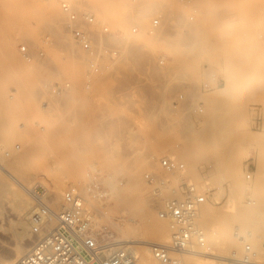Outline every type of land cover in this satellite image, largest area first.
<instances>
[{"label":"rangeland","instance_id":"obj_1","mask_svg":"<svg viewBox=\"0 0 264 264\" xmlns=\"http://www.w3.org/2000/svg\"><path fill=\"white\" fill-rule=\"evenodd\" d=\"M17 1L0 0V7L4 3L3 8L9 2L14 17L4 39L8 36L14 39L16 53L30 71L29 77H37H33L34 81L36 79L40 84L34 82L36 90L33 91V88L34 94L27 99L23 91L26 87L18 86V83H22L20 80H15L18 83L12 80L7 82L10 87L6 85V88L10 92L5 98L14 99L15 102L3 101L14 105H10V109L18 106L16 115L8 117L10 129L7 127L8 134L14 137L11 141L17 151H14V146L13 150L11 146L7 148L9 153L12 152L9 155L13 154L11 157L7 149H0L3 152L0 160L6 153L10 159L4 161L10 162L16 158L18 151L26 150L27 146L32 149V144L37 143L34 147L36 145L39 151L33 147L35 153L32 150L26 153L35 155L23 162V167H27L25 172L30 170L29 175L24 172L20 176L22 171L13 164L22 162L21 157L20 161L13 159L18 161L12 160L10 165L1 160L22 182L30 174L35 175L34 180L32 175V178L29 177L30 182L26 183L29 187H24L25 200H31L29 195L32 196V192L51 196L54 200V194L51 193L55 184L62 188L61 196L58 197L61 206L66 188L74 182L70 171L75 170V164L79 167L83 165L81 169L85 170H80L82 174L75 181L86 184L89 176L95 173L109 193L106 199L90 203L95 215L94 225L103 229L105 238L113 242L121 236L118 225L128 236L138 238L142 234L138 231L143 228L148 211L153 206H158L156 209L154 207L156 216L153 214L148 223L161 220L170 225L168 220L159 215L164 199L170 196V190L164 191L160 197L156 196L146 175L156 173L161 178L171 180L173 185L177 184L178 177L168 174L160 165L163 157H171L186 162L191 183L210 189L205 208L212 212L211 218L215 222L219 215L230 218L231 213L234 217L230 218L233 223L229 222L230 229L236 232L235 226L238 224L241 229H250V221L248 225L240 221L237 215V221L233 219L239 210L237 213H229L228 210L230 199L234 202L238 200L233 198L234 195L236 198L239 196V207L243 205L246 210H254L255 207L264 210L263 10L261 15L259 13L258 17L251 19V26L247 29L248 24L242 21L243 18L246 20V15L243 17L244 12L241 10L246 9L248 0H199V12L194 22H189V10L184 8L180 0H85L86 6L93 9L99 20L109 27V33L101 37V42L120 53L110 66L106 64L101 72L92 73L88 54L77 42H74L76 47H72V44L70 47V42L64 38L68 34L75 41L67 29V16L60 0H26L31 4L27 14L28 7L24 8L25 5ZM53 7L58 12L55 17L49 10ZM138 9L145 12L141 20L136 19ZM158 10H164L166 18L163 28L153 35L150 33L151 19ZM9 20L8 24L11 22ZM135 26L139 28L137 33L133 32ZM25 28L35 30V34L17 40L15 35L18 36ZM22 45L29 49L31 61L21 53ZM77 63H82L83 74L74 78L69 68L71 64ZM58 85L64 87L60 94L53 92ZM15 113L10 110V115ZM9 118H14L15 130L10 131L13 123ZM190 147L194 148L191 158L186 152ZM159 151L163 152L156 159L146 160L149 154ZM184 158H190V161ZM19 165L22 166V163ZM231 166L241 168L240 176L235 180L227 176ZM136 168L141 173L137 185L130 174V170ZM78 170L74 173L78 174ZM250 173L251 178H248ZM0 178L2 263V259L11 255L13 247L17 245L16 237L6 234L3 229L19 225L18 212L26 209L30 212L31 208L28 201L19 200V192L15 194L11 177L1 167ZM225 209L229 213L226 216V212L220 214ZM36 215L33 217L39 218V214L38 217ZM202 220L200 224L206 233L212 232L211 236L207 235L214 251L218 243L214 245L215 237L217 240L219 236L216 231L218 224L212 222L213 232ZM232 230L229 231V240L232 236L231 240L236 241V244L239 239L244 241V235H234ZM146 238L155 240L149 234ZM249 240L253 238L246 236V242L242 246L240 241L238 247L227 240L232 249L230 256L236 251L244 254L246 245L251 243ZM35 242L30 243L26 253ZM253 247L257 249L258 245ZM259 248V251L252 249L259 253L261 246ZM138 249L142 251L143 248H135ZM228 253H224V256L227 254L226 263L229 264Z\"/></svg>","mask_w":264,"mask_h":264},{"label":"built area","instance_id":"obj_2","mask_svg":"<svg viewBox=\"0 0 264 264\" xmlns=\"http://www.w3.org/2000/svg\"><path fill=\"white\" fill-rule=\"evenodd\" d=\"M197 1L199 0H180L184 8L189 10V22L196 20L199 12ZM60 4L67 16V29L91 59L92 73H99L104 65L114 63L120 53L101 42V37L109 33V27L99 20L98 14L86 6L85 0H60ZM165 18L164 10L153 14L151 34L155 35L163 28ZM138 31L139 28L135 26L133 32ZM20 49L23 56L31 61L32 55L27 46L22 45ZM63 91L64 87L60 85L53 89L54 93L60 94ZM177 104L175 101V105ZM199 111L203 112V109L199 108ZM160 165L168 174L178 177L179 182L173 185L171 180L161 178L156 173L146 175L156 196L160 197L164 191L170 190V196L164 200L159 215L170 223L171 243L153 244V257L158 264H186L184 258L190 253L211 254L212 245L206 230L200 224L210 189L190 182L184 162L163 157ZM248 178H251V173ZM81 185L71 184L66 188L54 227L38 239L15 264H136L137 254L131 245L115 244L107 240L104 230L94 225L95 215L89 200L102 201L109 194L99 176L92 173L88 182ZM32 193L44 213L49 212V206L44 202L45 195ZM262 249L263 255L260 256L248 244L244 254L234 252L228 258L229 264H264V243Z\"/></svg>","mask_w":264,"mask_h":264},{"label":"bare ground","instance_id":"obj_3","mask_svg":"<svg viewBox=\"0 0 264 264\" xmlns=\"http://www.w3.org/2000/svg\"><path fill=\"white\" fill-rule=\"evenodd\" d=\"M18 1H21V5H25V7L24 8H26V7H28V6H31V4L30 3H28V1H24L23 2V0H18ZM17 1V3H19ZM247 2H249L248 4H247V7H246V9L244 8V9H240L241 11H243L244 12V14H243V17H244V15H246V20L242 17V15H241V11H239L238 12V14L240 15V18L242 19V21L244 20V24H248V25H246V27H247V29L251 26V21L253 20L252 18L254 17V16H259V13H260V15H261V11L263 10L264 11V0H248ZM3 3V2H2ZM4 3H5V1H4ZM4 3L1 5V9L4 7ZM17 3H15V5H17ZM24 3V4H23ZM26 3V4H25ZM29 4V5H28ZM7 6H5V8H3L2 10H0L1 12H0V24L2 25V27H1V25H0V33H1V31L3 32H7V33H1L0 35H2L3 34V36H2V38L3 39H1L0 40V149H2V151L4 150L5 151V149H7V148H9L10 146H11V149H12V146H14V142L13 141H11V136L8 134V132L9 131H7V130H9L10 128H9V126H8V124H10V121L8 120V117L10 116H13L14 117V115H16V113H15V109L17 108V110H18V106H15V108H12V109H10L11 108V106H14V105H11V103H9L10 105H8V104H5V101H6V103H8L9 101L11 102V101H13L14 99H12V100H9V99H7L8 97H7V93L8 92H10V90H9V88H6V85H7V82H10L11 80L13 81V82H17L18 80H20L22 83H18V82H20V81H18L17 83H18V86L20 85H23V86H25V87H23V88H25V89H23V91L25 90V94H27V96H26V98L28 99V98H31L32 97V94H34V93H32L33 91H35L36 90V85H35V83L34 82H36L37 80L35 79V81H34V78H37V77H29V75H28V72H30L29 70H28V68H26L25 67V65H23V62L21 61V59H20V57H18V53H16V44H15V41H14V39H12V37L11 38H9L10 36H8V38H6V39H4V37H6L7 36V34H8V30L10 29L8 26H11V24H12V22H13V19H14V17L12 16V10H11V7H9L8 5H10L9 4V2L6 4ZM18 5H20V4H18ZM27 5V6H26ZM22 6V7H23ZM22 7H20V8H22ZM7 8V9H6ZM9 8V9H8ZM17 8H19V6L17 7ZM24 8H22L21 10H23ZM16 9V8H15ZM28 9V12L26 11V14L27 13H29V10H30V8L28 7V8H26V10ZM260 11H259V10ZM25 10V9H24ZM37 10V9H36ZM49 10H50V12H51V14H52V16H54L55 17V15L58 13L57 11H56V9H55V7H53V8H49ZM257 10H258V13L257 14H255L256 12H257ZM16 12H17V9H16ZM16 12H14V13H16ZM22 13H25V12H23V11H21ZM21 13V14H22ZM40 13V12H39ZM263 14V13H262ZM12 16L11 18H9V16ZM18 14L16 13V16H17ZM136 15H137V17H136V19L137 20H141V18L143 17V16H145V12L142 10V9H138V12H136ZM135 15V16H136ZM58 16V15H57ZM261 17V16H260ZM259 17V18H260ZM263 17H264V15H263ZM13 18V19H12ZM256 18V17H255ZM262 18V17H261ZM9 19H11V22L8 24L7 22L8 21H10ZM135 19V20H136ZM252 19V20H251ZM245 21H246V23H245ZM138 23V22H137ZM139 24V23H138ZM13 25H14V23H13ZM140 25V24H139ZM7 27V28H6ZM244 27V26H243ZM246 27H244L245 29H246ZM6 29L7 31H5L4 29ZM11 28H13V27H11ZM3 29V30H2ZM11 31V30H10ZM9 31V32H10ZM23 31V30H22ZM6 34V35H5ZM33 34H35V30H33V29H31V28H25L24 29V31L23 32H21V33H19V35L17 36V34L15 35L16 37H17V40H20L22 37L24 38L25 36L27 37V36H33ZM5 35V36H4ZM1 37V36H0ZM64 38L67 40V41H69L70 42V47L72 46V47H76V41H73V39H72V37H70L68 34H65L64 35ZM4 40V42H1V41H3ZM76 44H75V43ZM139 43L141 44L142 43V41L141 40H139ZM72 44V45H71ZM72 49V48H71ZM74 49V48H73ZM133 59V58H132ZM26 60V59H25ZM132 61V63L134 62V60H131ZM22 62V63H21ZM25 64V63H24ZM24 66V67H23ZM26 68V69H25ZM68 68H69V66H68ZM70 69V73L72 74V76L74 77V78H76V77H80V75H82L83 74V66H82V63H77L76 65H74V64H71V67L69 68ZM69 71V70H68ZM30 75H32L31 73H30ZM13 78H14V80H13ZM8 79V81H6ZM18 79V80H17ZM15 80H17V81H15ZM6 82V83H5ZM40 84L39 83V81L38 82H36V84ZM9 85V86H8ZM7 86L8 87H10V83L8 84ZM5 86V87H4ZM37 87H39V86H37ZM45 87H50V85H48V86H46L45 85ZM19 88V87H18ZM21 88V87H20ZM33 88H35L34 90H33ZM6 90H7V92H6ZM9 90V91H8ZM33 90V91H32ZM28 91V92H27ZM11 94H12V92H11ZM6 95V96H5ZM13 95H14V97H16L17 98V96L13 93ZM12 95V96H13ZM4 96V97H3ZM5 97H7V98H5ZM3 98V99H2ZM2 99V100H1ZM3 100H5V101H3ZM16 100V102H18L17 100L18 99H15ZM15 101H13L12 102V104L14 103ZM15 104H17V103H15ZM19 104V103H18ZM10 107V108H9ZM9 108V109H8ZM10 110H11V112H14L15 114H13V115H10ZM12 114V113H11ZM10 120H11V118H9ZM14 118H12V120H11V122L13 123V129H11L10 131H12V130H15L14 129V125H15V127H16V124L14 123ZM9 121V122H8ZM19 124V123H18ZM18 124H17V126H18ZM7 127L9 128V129H7ZM18 127H20V126H18ZM11 134V133H10ZM12 135V134H11ZM14 138V137H13ZM12 138V139H13ZM37 140V139H36ZM35 140V141H36ZM11 142H12V144H11ZM37 142V141H36ZM21 144H22V142H21ZM26 144H28V143H26ZM34 144H37V143H34ZM34 144H32V146L34 147ZM19 146H21L20 144H19ZM24 147H25V149H26V146L24 145ZM32 147V149H30V147H28L27 146V151L26 150H24V148H22V146L20 147L21 149H23L24 151H21L20 153H19V151H18V153L16 154L17 156H18V158H17V156L15 155V153H14V155H15V157L16 158H13V159H19V161H20V158L19 157H21V159H23V161L22 162H17V164H15L16 162L15 161H18V160H13L15 163H13L14 165H15V167H17L16 169H18L19 171L21 170L22 172H21V174H20V176L27 170V167H23V164L25 163L24 161H26L27 160V158L29 157V156H31V155H35L34 153L36 152L35 150L37 149V152L39 151L38 150V148L36 147V145H35V147H36V149H34ZM28 148H29V150H28ZM14 151L16 150L15 149V146H14ZM12 149V150H13ZM9 149H7V151H8ZM30 150H32V152H34V153H32V154H28L29 152H30ZM34 150V151H33ZM0 152V155L2 154L3 155V152ZM6 151V152H7ZM17 151V150H16ZM194 151V148L192 147V149H191V147L188 149V150H186V152L188 153V154H190V158H191V156L193 155V152ZM23 152V153H22ZM26 152H28V153H26ZM163 151H159V152H153V154H149L148 156H147V161H149V160H154V159H156L161 153H162ZM10 153H12V152H10ZM9 153V151H8V155L10 154ZM23 155H22V154ZM5 154V156H3L4 158H2L3 159V161L4 160H9L10 158H9V156H13V154H11V155H9L8 157H7V155H6V153H4ZM22 156H21V155ZM23 156L25 157V158H23ZM189 156V155H188ZM6 158H8V159H6ZM190 158H187L188 160H186L185 158H184V160L185 161H190L189 159ZM1 159V160H2ZM25 159V160H24ZM0 160V167L3 169V170H5V171H7V174H9V176L11 177V179H12V184H13V186H14V190L16 191L15 192V194L17 193L18 194V192H19V194H18V197L20 198L19 200H21V199H23L25 202L26 201H28L27 203H28V206L31 208V210H30V212H27L28 211V209H26V210H21V211H19L18 212V224L19 225H16V226H13V227H10V228H4L3 230L6 232V234H11V235H13L14 237H16V242H17V245H15L16 247H13L14 248V250H13V253H11V255H9V256H7L6 258H4V259H2V263L4 264H15L16 262H18L19 260H20V258L22 257V255L24 256L25 254H26V250H27V247L30 245V243L32 242V241H37L38 239H40V238H42V237H44L45 235H46V233L47 232H49L50 231V229H52L53 227H54V225H55V223H56V214L59 212V210H60V203L58 202L59 200V198H60V194L62 193V188H61V186H59V185H55V184H53L54 186H53V188H52V193H51V195H53L54 194V200L52 199V197L51 196H45V203H47V205L49 206V212H47V213H44V211H43V209H42V207L36 202V198L34 197V194L32 193V196L31 195H29L30 197L29 198H31V200L32 199H34L33 201H31V200H29L28 198H26L27 200H25V195H24V187H26V186H28L29 187V185H26V183L28 184V181L30 182V178H32V177H30L31 175L34 177V178H32V180H34L36 177H35V175H33V173L32 174H30V178L28 177V173H29V171H27V172H25V173H27L28 175H27V177H28V179H25L24 180V182H22V180H20V178H19V180H18V178L13 174V172H10L9 170H8V168H6L5 167V165L2 163L3 161H1ZM11 160V161H12ZM10 161V162H11ZM5 162V161H4ZM6 162H8V165H10V162L9 161H6ZM5 162V163H6ZM24 162V163H23ZM20 163H22V166H20L19 164ZM184 163H186V162H184ZM7 165V166H8ZM11 166H13V165H11ZM10 166V167H11ZM76 166V168H74ZM81 167H83V165L82 166H77V164H75L74 166H73V168L75 169L74 171H70V172H72V174L71 173H69V171H68V174H71V176H72V180L74 181L73 182V184H79L80 182L79 181H75L76 179H77V177H79V174L81 173L82 174V172L81 171H83V169L84 168H82L81 169ZM12 168H14V167H12ZM86 168V167H85ZM240 168V167H239ZM15 169V170H16ZM79 169V170H78ZM14 170V171H15ZM17 170V171H18ZM70 170V169H69ZM76 170H78V174H75L74 172H76ZM85 170V169H84ZM230 170V171H229ZM240 170H241V168L240 169H238V167H234V166H231V169H228V173H230V174H228L227 176H229L230 177V179L231 180H233L234 178H238L239 176H240ZM19 171H18V174H19ZM125 171V170H124ZM128 172V171H127ZM31 173V172H30ZM74 173V174H73ZM68 174H67V177H68ZM130 174H131V177L134 179V181L136 182V185L138 184V179H139V177H140V170L138 169V168H136V169H132V170H130ZM38 177V176H37ZM23 178V177H22ZM69 178V177H68ZM0 179H2V178H0ZM70 179V180H71ZM27 180V182H25ZM235 180V179H234ZM237 180V179H236ZM58 184V183H57ZM83 184V183H82ZM81 185V184H80ZM82 186V185H81ZM84 187V186H83ZM83 187H82V189H83ZM27 188V187H26ZM49 192H50V190H49ZM28 193V192H27ZM31 193V192H30ZM16 194V195H17ZM29 194V193H28ZM60 195V196H59ZM47 197H48V199H47ZM59 197V198H58ZM109 197V196H108ZM162 198V197H161ZM233 198H235V200L236 199H238V200H236V202H234V200H232V199H230V201H231V204L229 205V213L230 212H233V211H235L234 213H237V211H238V213L237 214H235V218H233L234 217V215H232L231 213L229 214L228 213V211L226 212V210L228 209L227 207V209H225L223 212L221 211L220 212V214H223L224 212H226V214H225V216L226 215H228L229 214V216L231 215V216H233L232 218L235 220L236 219V215H237V217H238V219L240 220V221H245V222H247V224H248V222L250 221L251 222V226H250V229H241L242 227H240L239 226V224L238 225H236L235 227H236V232L234 231V230H232V228L230 229L229 228V224L231 223L230 221V218H231V216H230V218L229 217H224V216H218V220L215 222L211 217L213 216L212 215V212H210V211H208L209 209H206L205 208V206L206 205H204L203 206V208H204V210H202V212H203V214L201 215V220L203 219L202 217H204V219L202 220L203 221V223H205V226L206 225H209L208 227H213L214 225H212V222H213V224H218V226H217V228H216V231H217V233L219 232V236H217L218 234H215L216 236H217V240H216V237H215V243H214V245L216 244V242L218 241V243L214 246V251L212 250V253L211 254H200V255H195V254H193V253H190V254H188V255H186L185 256V258H184V261H185V263L186 264H228V263H226L227 261H226V257H227V254H225L226 255V257L224 256V253H227V252H229L228 253V256L229 257H231L230 256V247L231 246H229V244H228V242H233V240H231L232 239V236L230 237V240L228 239L229 238V231H233V232H235V234L234 235H237V236H243V238H245L244 239V241L246 242V236H248V237H250V239H251V237L253 238V240H249L251 243H248V244H250V245H258V248L261 246V251L259 252V254H260V256H262L263 255V243H264V210H260V208H258V207H255V209L254 210H250V209H248V210H246L247 208L246 207H243V205L241 206V207H239L238 206V203H239V196H237V198L235 197V195H234V197ZM163 199V198H162ZM165 200V199H164ZM22 201V200H21ZM90 201V203L91 204H94V202H91V201H94V199H90L89 200ZM159 201V200H158ZM158 201H156V202H158ZM163 201V200H162ZM229 201V202H230ZM238 201V202H237ZM241 201V200H240ZM35 202V203H34ZM164 202V201H163ZM159 203V202H158ZM158 203H156L157 205H159ZM241 203V202H240ZM35 204V205H34ZM96 204V203H95ZM155 204V205H156ZM229 204V203H228ZM227 204V205H228ZM154 205V204H153ZM153 205H151V206H153ZM154 207L155 206H153V209H151L150 208V210L148 211V215L146 216V219H145V221H146V223L144 222L143 224H144V226H143V228L140 230V231H138L139 233L141 232L142 234L138 237V238H132V237H130V236H128L127 235V233H126V231H124L123 229H122V226H119L118 225V232L121 234V236L119 237V238H117L115 241H114V243L115 244H124V245H131L132 246V248H134V250H135V248H139V247H142L143 249H142V251H140V249H138V250H135L136 251V254H137V259H138V261L136 262V264H156L157 263V261L155 260V258L153 257V255H152V253H151V246L153 245V244H162V245H169L170 243H171V239H172V229H171V226L170 225H168L167 223H163V221L161 222V220H158V221H156L155 223H154V221H152L153 223L152 224H149L148 222L149 221H151L152 220V215L155 213V209H156V207H158V206H156L155 207V209H154ZM160 207V206H159ZM162 207V206H161ZM244 209H243V208ZM125 208H126V205H125ZM127 208H128V211H129V207L127 206ZM252 208H254V207H252ZM251 208V209H252ZM158 209V208H157ZM257 209H259V211H257ZM127 210V209H126ZM154 210V211H153ZM153 212V213H152ZM228 213V214H227ZM38 215L39 214V218H37L38 219V221H37V219H35L33 216H35V215ZM123 214H126V212H124ZM36 215V216H37ZM212 215V216H211ZM154 216H156L155 214H154ZM33 217V218H32ZM38 217V216H37ZM153 218H155V217H153ZM211 218V219H210ZM156 219V218H155ZM30 220H31V222H30ZM160 221V222H159ZM233 221V220H232ZM236 221H237V219H236ZM215 222V223H214ZM218 222V223H217ZM230 222V223H229ZM235 222V221H234ZM201 223V222H200ZM235 223H238V222H235ZM241 223V222H240ZM147 224V225H146ZM231 224H233V223H231ZM212 225V226H211ZM249 225V224H248ZM216 226V225H215ZM232 227V226H231ZM215 228V227H214ZM233 228H234V225H233ZM212 230H213V228H212ZM215 230V229H214ZM214 230H213V232H214ZM244 230V231H243ZM210 232V231H209ZM232 232V233H233ZM212 233V232H211ZM211 233H207V234H210V236H211ZM150 235L152 238H154L155 240H150V239H147L146 238V236L147 235ZM10 235V236H11ZM233 235V234H232ZM212 236H213V234H212ZM237 236H236V239L238 240V238H237ZM13 239H15V238H13ZM233 239H235V237L233 238ZM248 239V238H247ZM227 240H228V242H227ZM240 241H241V239H239V243L237 242V244H238V246L241 244L242 246H243V243H244V241H241V243H240ZM248 241V242H249ZM230 242V243H231ZM234 243V246L236 247L237 246V244H236V241H234L233 242ZM2 244V243H1ZM16 244V243H15ZM236 244V245H235ZM253 245H252V248L253 249H255L254 247H253ZM237 246V247H238ZM245 246V245H244ZM232 248H233V246H232ZM255 249L256 251L258 250L259 251V249ZM213 249V248H212ZM234 249V248H233ZM232 250V249H231ZM237 252V251H236ZM25 253V254H24ZM239 255H242V254H239ZM1 259V258H0ZM1 263V262H0ZM1 263V264H2Z\"/></svg>","mask_w":264,"mask_h":264}]
</instances>
